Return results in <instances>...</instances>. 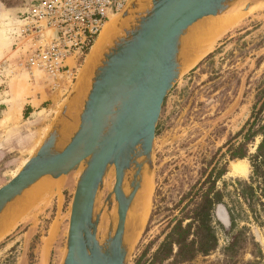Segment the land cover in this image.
<instances>
[{"label": "rangeland", "instance_id": "obj_1", "mask_svg": "<svg viewBox=\"0 0 264 264\" xmlns=\"http://www.w3.org/2000/svg\"><path fill=\"white\" fill-rule=\"evenodd\" d=\"M35 3L37 0H0V66L5 61H11L6 54L13 50L12 32L17 17L26 7ZM239 11L242 16L236 17L238 20L229 21L234 13L232 12L225 22L216 25L218 29L224 27L225 30L218 35L207 52L180 74L164 99L153 145L154 172L153 187L151 183L149 186L150 195L152 192L150 211L148 210L143 221L144 224L148 217L127 264H135L136 258L153 242L146 256L147 259L150 258L165 236L167 224L178 216L175 205L181 195L200 178L202 170L207 175L213 167L217 170L224 167L226 171L216 183V188L222 191L223 202L232 210L236 225L226 233L214 219L212 226L217 237V248L207 256L198 255L183 264H264V214L261 213V217L254 221L239 194L240 186L237 183H250V161L248 158L229 160L228 145L224 146L228 140L235 146L241 142L239 137L233 138L251 121L256 100L264 89V0L253 8L238 10L236 14ZM210 54L212 56L208 58ZM87 57L85 62L72 69L71 74L57 82L43 73L34 72L41 78L42 81L39 82L52 84L53 88L48 93L50 98L44 101L37 114L29 116L24 113L19 125H13L10 131L2 133L0 187L17 173L33 153V150H27L31 143L30 133L35 132V140L40 141L48 132L68 92L79 75L81 77L85 73ZM0 72V93L22 90L20 88L24 82L18 79L19 74L13 76L6 71ZM27 76L29 84L25 85L27 89H31L30 82L33 79ZM261 116L264 118V111ZM12 119L15 123V119ZM3 122L1 126L5 127L10 119L5 118ZM260 140V136H257L248 144L249 155L256 152ZM237 161L246 163V175L230 174L231 164ZM107 175L99 191L98 210L104 206L108 208L105 200L112 185V170ZM76 177L77 174L63 176L60 183L53 178H45L41 181L45 185L39 183L30 191L39 192L44 197L32 201L29 199L26 205L24 200L29 198V192L16 202L14 206L21 212L17 227L8 232L15 226L16 217L11 222L6 221L8 217L16 216V213L8 215L1 224L6 229L0 235V264L13 263L20 251V240L17 243L14 241L28 231L33 234L27 255L28 263H36L39 247L50 242L53 244L50 264H60L65 251ZM110 213L114 215L112 211ZM236 236V242L230 245Z\"/></svg>", "mask_w": 264, "mask_h": 264}, {"label": "water", "instance_id": "obj_2", "mask_svg": "<svg viewBox=\"0 0 264 264\" xmlns=\"http://www.w3.org/2000/svg\"><path fill=\"white\" fill-rule=\"evenodd\" d=\"M241 2L128 0L107 22L112 23L111 32L85 91L79 89V75L48 132L0 187V226L16 213V224L8 232L17 227L21 212L14 205L43 179L60 183L63 176L77 174L60 264H127L148 217L127 248L122 243L126 219L144 178L153 187L156 126L166 95L189 68L182 67L180 58L188 48V35L207 17L227 12L230 4L239 3L238 11L262 0ZM69 117L73 120L70 141L58 149ZM110 170L108 208L98 210L99 191ZM151 196L152 192L150 203ZM102 217L108 227L101 241Z\"/></svg>", "mask_w": 264, "mask_h": 264}, {"label": "trees", "instance_id": "obj_3", "mask_svg": "<svg viewBox=\"0 0 264 264\" xmlns=\"http://www.w3.org/2000/svg\"><path fill=\"white\" fill-rule=\"evenodd\" d=\"M211 56L208 55V58ZM254 110L251 121L233 138L239 137L241 142L235 146L228 140L224 146L228 145L229 160L248 158L250 161L252 168L250 183L242 181L237 183L248 213L257 221L261 213L264 214V118H261L264 111V89L259 93ZM257 136H260L261 140L256 152L249 155L247 146ZM225 172L224 167L218 170L213 167L207 175L206 171L202 170L200 178L176 203L178 216L167 224V232L150 258L147 259L146 256L153 242L149 243L136 258L135 264H183L198 255L207 256L217 248V237L212 226L214 219L226 233L236 225L232 210L223 202L222 191L216 188V183ZM236 238L237 236L233 238L230 245L236 242Z\"/></svg>", "mask_w": 264, "mask_h": 264}, {"label": "built area", "instance_id": "obj_4", "mask_svg": "<svg viewBox=\"0 0 264 264\" xmlns=\"http://www.w3.org/2000/svg\"><path fill=\"white\" fill-rule=\"evenodd\" d=\"M128 0H37L13 28V57L1 71L43 73L53 81L81 65L110 18ZM1 73V72H0Z\"/></svg>", "mask_w": 264, "mask_h": 264}, {"label": "bare ground", "instance_id": "obj_5", "mask_svg": "<svg viewBox=\"0 0 264 264\" xmlns=\"http://www.w3.org/2000/svg\"><path fill=\"white\" fill-rule=\"evenodd\" d=\"M244 1L245 0H243L242 2ZM238 4L236 3L230 4L229 10L227 12L218 13L216 16L207 17L202 22H200L199 25L195 26L191 30L187 38L188 48L184 51V54L183 52H181L180 54L182 67L184 69L193 65L194 62H196L205 52H207L206 50L209 48V46L214 41V39L225 30L224 27H221L220 29H218L219 27H216V25H220L223 22H225L227 18L232 14V12L235 11ZM236 12L237 11H235L230 16V19H229L230 22L236 21L238 20L236 17L239 18L240 16H242L241 15L242 13H240V11L238 12V14H236ZM229 26H232V24ZM111 28H112V23H107L104 26L97 41L95 42L94 46L90 50V53L87 57V61L84 66L85 73H83L82 76L80 77L81 79L78 80V83L80 86L79 89L81 92L85 91L86 87L88 86L87 81L89 79L91 70L93 66L95 65L96 61L98 60L99 54L101 53L100 51L104 48V45L106 44L108 36L111 32ZM72 124H73L72 118L71 117L66 118L65 123H64V128L61 133V138L57 145L58 149H62V147H64L63 145H65L68 141H70V138H71L70 130H71V127L73 126ZM230 170H231L230 174L232 175L244 176L247 173V166L244 161H237L231 164ZM42 183L44 184V182ZM150 183H151L150 180L147 181V179L144 178L140 191H138V194L134 200V204L128 213V216L126 219L125 231H124V235L122 239V243L126 248L128 246L130 247L131 244L133 243L136 233L140 230L143 224V221L145 217L147 216V213L149 210V201H150V189H149ZM28 196L29 198L26 199L25 203H27V201L29 203V199H31L32 201V199L44 197L39 192H33V193L30 192ZM15 217H16L15 215L14 216L12 215L8 217L6 221L11 222L13 221V219H15ZM101 219L102 220L99 224L98 230L100 234L99 239L102 241V239L105 237L107 233L106 230L108 227V221H107V218L105 217H102ZM9 225L10 223L7 226ZM5 229H6L5 226L3 225L0 226V235L4 232Z\"/></svg>", "mask_w": 264, "mask_h": 264}, {"label": "crops", "instance_id": "obj_6", "mask_svg": "<svg viewBox=\"0 0 264 264\" xmlns=\"http://www.w3.org/2000/svg\"><path fill=\"white\" fill-rule=\"evenodd\" d=\"M30 7L31 6L26 7L23 10V13L28 12L31 9ZM6 57L12 59L13 51L10 50L9 52H7ZM4 75L8 76V74L6 73ZM27 75L29 74L21 73L18 76V79L23 80L24 82L22 83V86L20 88V90L22 89L21 91H6L0 93V140H2L3 138L2 133L4 131H10L13 125L20 124V121H22L24 118V113L28 114L29 116L32 114H37L38 110L44 104V101L50 98V95L48 93L53 88V86H51L52 84L48 83L46 85L45 83L39 82L42 81L41 78L33 73V76L29 75L33 79V81L30 82L31 89H27L26 85L29 84L26 80V78L28 79ZM5 118H9L10 122L5 123V127H2L1 124L4 123L3 119ZM12 118L15 119V123L13 122ZM34 133H30L29 139L31 143L27 148L28 151L34 150L36 148L37 142H39L35 140L37 137L33 136ZM0 154H2V152H0ZM32 238V231L25 232L20 237H17L14 242L17 243L20 240L18 246V249H20V251H18V254L14 258L12 264H29L27 261V255L30 247L29 244L31 243ZM52 247L53 244L50 242L46 246L45 244L41 245L38 249L37 262L34 264H50L49 256Z\"/></svg>", "mask_w": 264, "mask_h": 264}]
</instances>
